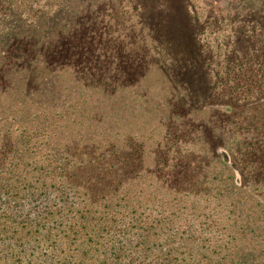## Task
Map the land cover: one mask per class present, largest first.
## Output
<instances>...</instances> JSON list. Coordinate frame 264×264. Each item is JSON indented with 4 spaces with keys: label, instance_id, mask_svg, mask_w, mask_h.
Wrapping results in <instances>:
<instances>
[{
    "label": "trees",
    "instance_id": "1",
    "mask_svg": "<svg viewBox=\"0 0 264 264\" xmlns=\"http://www.w3.org/2000/svg\"><path fill=\"white\" fill-rule=\"evenodd\" d=\"M59 4L0 0V216L43 228L50 264L77 233L102 264H215L222 246L264 264V171L246 172L264 166V10L118 0L49 22ZM223 26L214 51L205 32ZM199 108L220 157L202 196Z\"/></svg>",
    "mask_w": 264,
    "mask_h": 264
},
{
    "label": "rangeland",
    "instance_id": "2",
    "mask_svg": "<svg viewBox=\"0 0 264 264\" xmlns=\"http://www.w3.org/2000/svg\"><path fill=\"white\" fill-rule=\"evenodd\" d=\"M59 1L60 4L55 13L50 16L49 22L59 23L60 21L67 20L70 17L69 12L72 10L74 11L75 9L80 10L82 14L86 12L98 13L106 11V6L108 10V5L111 4V2H116L118 0H70L69 5L66 6L68 7L67 9L62 4V0ZM194 3L196 13L201 20L213 14L225 17L228 12L231 13L237 9L244 11L249 10L253 12H260L264 10V0H194ZM223 27L224 28L222 29L215 27L208 29L205 32L207 33V42L214 48V51L221 46L226 30L229 31V27ZM221 58L222 56L218 59ZM209 114L210 113L208 111L205 113L199 108V114L195 113V118L199 123L196 125V128L193 129L197 133L194 136H196L199 140L198 150L194 153V155H199V167L194 169V173L192 172V175H199L200 196H202L203 189H212L213 187L216 188L220 185L215 180L214 182L211 180L217 177V171L220 167V165H218L220 157L213 149V141H215L213 138L216 137L218 133H213V130L217 129H215L214 123L208 116ZM244 136V134H240L238 140L234 142L233 147L240 150L244 149V155H261L260 151H257V153L249 151V145L245 143L246 141ZM245 158L247 160V157ZM148 166H151V169L153 170L155 169V165L152 162L147 163V167ZM166 170L167 169L165 168L161 171ZM257 171L263 172L264 166L252 163L248 165L246 169V172L250 175L256 173ZM18 179L19 177H17L15 181L9 183L11 185L10 188L17 184ZM192 179H195L194 176H192ZM200 201L201 199L199 197V202ZM21 221L26 220L14 218L12 220L10 218L0 216V264H50L49 254L51 253V249H54L56 246L55 242L43 238V228H41L38 232L34 225H31L30 223L26 225L27 223H22ZM81 223L83 224V222ZM82 224L75 229V234L76 230H79L80 227H82ZM73 232V230H66L63 240H66L69 235L70 237H73ZM86 235L87 234L79 235L77 233V238L74 239L71 244L64 242V249H57L54 252L53 264H102L103 260L107 262V254L103 253V247L97 243V238ZM201 250L202 249L199 248V252ZM200 253L199 264H204ZM217 253V257L214 258L215 264H251L254 259L251 255L249 257L244 256L238 251L237 253H234L227 246H222L218 249ZM148 257L145 261L146 264H167L163 261L155 262L156 260L154 258ZM184 259H187V263L190 262L188 257H185ZM171 264H174L172 260Z\"/></svg>",
    "mask_w": 264,
    "mask_h": 264
}]
</instances>
